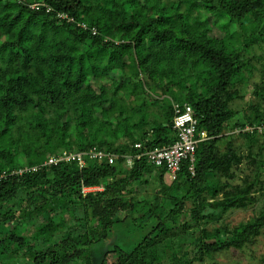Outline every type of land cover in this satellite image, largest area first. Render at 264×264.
<instances>
[{"label": "trees", "instance_id": "16d2710c", "mask_svg": "<svg viewBox=\"0 0 264 264\" xmlns=\"http://www.w3.org/2000/svg\"><path fill=\"white\" fill-rule=\"evenodd\" d=\"M261 42L264 0H0V172L62 150L171 144L177 102L209 137L197 143L195 175L182 165L173 181L145 157L131 168L86 158L82 168L60 162L0 179V264H205L254 241L264 228V135L225 132L264 122V63L250 82ZM232 137L249 142L246 156L231 142L220 149ZM150 178L152 196L139 199ZM258 203L246 222L221 221ZM122 231L132 241L104 250Z\"/></svg>", "mask_w": 264, "mask_h": 264}, {"label": "built area", "instance_id": "2783aa9c", "mask_svg": "<svg viewBox=\"0 0 264 264\" xmlns=\"http://www.w3.org/2000/svg\"><path fill=\"white\" fill-rule=\"evenodd\" d=\"M31 8H39L38 3H32ZM47 10H51L50 7ZM60 17H66L64 14H60ZM70 21L74 19L69 17ZM77 26L82 29H88V26L78 21ZM92 34L97 33L95 27H89ZM194 110L188 102L175 103L174 104V117L173 128L176 130V139L168 145L156 146L151 149H144V144L141 141L135 142L133 147L138 151L135 153L115 154L108 151L97 149L95 146L88 150L81 151H69L62 150L56 154L49 155L48 158L40 164L31 166H22L16 170H3L0 172V179L6 178L12 175H22L24 173H30L38 171L45 165H57L60 162H75L80 168L86 163V158L95 159L98 161H105L108 164H114L118 157L122 158V167L131 168L135 161L145 157L151 164L157 167L166 168V176L169 181H173L177 178L182 165H186L191 176L195 175V161H196V147L197 143L205 140L208 134L205 130H197L198 120L194 115ZM151 133V131H150ZM226 134H257L264 135V122L258 123H245L234 126ZM148 140V137L145 141ZM103 189V185L83 186L82 192L93 193Z\"/></svg>", "mask_w": 264, "mask_h": 264}, {"label": "rangeland", "instance_id": "374dc122", "mask_svg": "<svg viewBox=\"0 0 264 264\" xmlns=\"http://www.w3.org/2000/svg\"><path fill=\"white\" fill-rule=\"evenodd\" d=\"M210 21L213 22L214 19L210 18ZM251 55H254L252 59V63L256 66L255 71L253 72V76L250 79V82L253 83L254 81H258L261 74V63H264V59L259 60V57L264 58V42H261V44H255L251 50ZM247 83L243 86V93L246 94V97L242 100H236L235 102H238L239 107L243 108L245 107L246 102L249 100V92L251 91V84ZM145 100L148 102L150 99L148 96H144ZM166 99V98H165ZM155 181H153L152 178H150V184L148 186L141 187V192L138 194V198H144L146 196H152L153 190L155 188ZM190 202H187V206H189ZM262 204L258 203L254 209H247V210H232L226 213L221 221L227 222L230 226H235L238 223L246 222L249 220L252 216L254 211L260 210ZM149 228L146 227V229ZM117 234V233H116ZM134 238V237H133ZM131 237L130 234L123 232L117 235H114L110 239L106 241V243L103 244V249L107 250L108 247H110V244H122V245H128L130 243ZM121 245V246H122ZM125 247V246H124ZM101 248V246H100ZM184 252V251H183ZM190 252L187 254V252H184L181 256L183 257L182 260H187L188 258H191L192 255ZM99 255L96 257L95 261L97 262V259ZM213 261H217L219 264H264V228L261 231L260 235L255 238L254 241L248 243L241 249L236 248H229L222 250L220 252L214 253L210 255L209 257H206L205 264H212ZM163 264H173L172 262H164ZM192 264H200L199 262H194Z\"/></svg>", "mask_w": 264, "mask_h": 264}, {"label": "crops", "instance_id": "0c3cea01", "mask_svg": "<svg viewBox=\"0 0 264 264\" xmlns=\"http://www.w3.org/2000/svg\"><path fill=\"white\" fill-rule=\"evenodd\" d=\"M228 142H231L237 148L239 147L238 149H240V153L241 154H243L244 156L247 155L248 149H249V147H248L249 146V142L246 139H244L242 137H232V138H230V140L229 139H223L219 143L220 149L223 150L226 147V145H227ZM261 146L262 145L258 144L256 146H254L253 149L255 151H258L260 149L259 147H261ZM259 159L264 162V147L262 148V157L261 158L259 157ZM245 163H246V158H244L243 165ZM263 168H264V166H263Z\"/></svg>", "mask_w": 264, "mask_h": 264}]
</instances>
